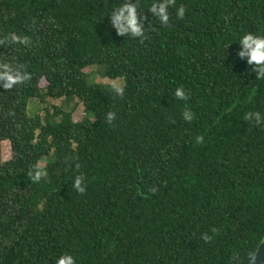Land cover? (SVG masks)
I'll use <instances>...</instances> for the list:
<instances>
[{"label":"trees","instance_id":"1","mask_svg":"<svg viewBox=\"0 0 264 264\" xmlns=\"http://www.w3.org/2000/svg\"><path fill=\"white\" fill-rule=\"evenodd\" d=\"M125 2L0 0V74L19 77L0 82V264H251L264 239V79L238 41L264 35V0H171L167 25L147 13L159 0H133L144 38L110 25ZM91 67L124 87L90 84ZM47 98L78 100L83 120L63 107L30 117Z\"/></svg>","mask_w":264,"mask_h":264},{"label":"clouds","instance_id":"2","mask_svg":"<svg viewBox=\"0 0 264 264\" xmlns=\"http://www.w3.org/2000/svg\"><path fill=\"white\" fill-rule=\"evenodd\" d=\"M172 7L171 0H159V2L152 3L149 6L148 12L151 13L152 18H155L160 25H167L170 20V8ZM146 13V14H147ZM138 11L137 2L133 3V0H126V2L113 9L110 14V25L115 29L119 36H132L135 38H144L146 34V25L148 16ZM177 16L180 19L185 17V9L180 7L177 10ZM153 24V19H151ZM13 40L19 41V37H12ZM27 43V41H22ZM239 52L238 58L241 61H246L247 65L253 67V71L257 74L259 79H264V35H257L251 32L245 33L239 37ZM19 77L12 75L8 70L3 74H0V82H3V87L11 89L14 84L18 82ZM186 92L183 88H178L175 92V97L179 100L186 99ZM116 115L114 112L107 113V120L109 122L115 120ZM194 118V114L191 111L186 110L183 113V119L191 122ZM246 120H255L260 122L262 117L259 112H249L245 116ZM47 173L43 169L36 171L33 176V180L39 181ZM83 181L80 177H77L74 181V187L80 192L84 191L82 187ZM256 258H253L252 264ZM56 264H75V259L70 254L60 256Z\"/></svg>","mask_w":264,"mask_h":264},{"label":"rangeland","instance_id":"3","mask_svg":"<svg viewBox=\"0 0 264 264\" xmlns=\"http://www.w3.org/2000/svg\"><path fill=\"white\" fill-rule=\"evenodd\" d=\"M86 72L90 75L89 82L90 84H103L109 86L113 89H122L125 85L124 79L111 80L108 78L102 77L97 68L91 67L86 69ZM46 82H43L41 86L46 87ZM53 107H63L65 111L73 112L74 119L77 122L83 120L85 112L84 106L78 102V100H73L70 102H66L64 100H55L51 98H47L45 103L40 100L33 99L29 104V116L35 117L37 115L45 116L46 110H53ZM2 158L3 161H9L11 159V145L9 142H4L2 146ZM47 162L46 160L43 163ZM256 260L254 264H264V239L259 246V249L255 255ZM253 262V261H252ZM252 264V263H251Z\"/></svg>","mask_w":264,"mask_h":264}]
</instances>
